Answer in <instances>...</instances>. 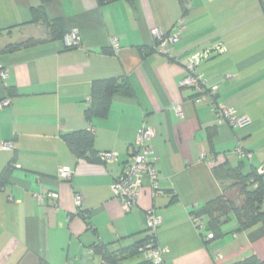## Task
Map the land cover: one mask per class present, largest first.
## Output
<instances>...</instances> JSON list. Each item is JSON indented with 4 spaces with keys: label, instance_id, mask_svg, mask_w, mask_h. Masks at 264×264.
<instances>
[{
    "label": "crops",
    "instance_id": "1",
    "mask_svg": "<svg viewBox=\"0 0 264 264\" xmlns=\"http://www.w3.org/2000/svg\"><path fill=\"white\" fill-rule=\"evenodd\" d=\"M184 4L0 0V65L8 71L0 77V101L11 100L0 108V145L13 142L12 149L0 147V264H99L93 245L117 249L144 240L151 208L163 219L157 230L166 249L163 264H232L251 255L264 260L263 225L238 230L232 216L222 225L224 235L206 243L191 220V213L222 194L230 168L242 163L264 176V0ZM41 5L50 24L33 22ZM181 18L185 29L169 53L155 51L153 29L170 33ZM66 31H77L81 45L67 47ZM29 39L36 42L8 49ZM191 60L209 85H218L214 99L197 100L182 85ZM107 78L129 81L134 96L115 95L107 116L89 119L92 83ZM213 103L251 122L219 123ZM143 125L157 132L149 143L161 193L154 197L146 178L138 203L126 211L112 183ZM82 129H93L95 151L118 158L79 157L63 134ZM61 166L74 170L70 180L58 176ZM49 192H57V200L38 201ZM75 193L83 195L81 211Z\"/></svg>",
    "mask_w": 264,
    "mask_h": 264
},
{
    "label": "trees",
    "instance_id": "2",
    "mask_svg": "<svg viewBox=\"0 0 264 264\" xmlns=\"http://www.w3.org/2000/svg\"><path fill=\"white\" fill-rule=\"evenodd\" d=\"M101 4L112 0H99ZM184 2V0H183ZM185 5V9L187 4ZM34 21L42 20L43 23L50 24L45 6L33 10ZM53 25L57 29L61 27V21H54ZM56 29L53 30V32ZM64 32H61L63 36ZM67 33V31L65 32ZM36 40L29 39L23 43L9 45V50L20 48L23 45L35 43ZM188 88V87H187ZM191 89V88H190ZM193 90V89H192ZM13 88H8V94L13 93ZM194 91V90H193ZM195 92V91H194ZM127 97L134 96V90L131 83L125 79L107 78L98 79L92 83L90 93V104L87 107L86 115L89 119L99 116H107L110 103L115 95ZM197 97V93L195 92ZM216 94L212 96L214 97ZM63 139L69 147L79 156L90 161L103 162L100 153L104 151L94 150V131L93 129H82L63 134ZM222 194L208 201L205 205L191 213V216L198 215L205 219L206 230L200 232L203 240L208 243L215 238L224 235L222 225L232 216L238 221V230H247L255 225L264 226V176L256 169H245L241 163L235 168H230L222 183ZM240 196V203L236 202L235 197ZM209 233L213 238L207 239ZM155 239L154 245H158L157 233L151 232L147 227V235L144 240L136 242L129 246L120 248H111L110 244H94V250L102 256L103 261L99 264H154L147 258L141 248L150 240ZM143 256V260L137 263H131L134 257ZM42 264H50L43 261ZM232 264H264L256 255H251L243 260L236 261Z\"/></svg>",
    "mask_w": 264,
    "mask_h": 264
},
{
    "label": "built area",
    "instance_id": "3",
    "mask_svg": "<svg viewBox=\"0 0 264 264\" xmlns=\"http://www.w3.org/2000/svg\"><path fill=\"white\" fill-rule=\"evenodd\" d=\"M190 0H184L185 4H189ZM176 29L170 33H163L159 29H153L152 33L156 39L155 51L159 53L168 54L169 46L176 43L180 39L182 31L185 29L186 22L181 18L176 24ZM82 39L77 31H71L66 35V46L77 47L81 45ZM111 44L114 47L118 46V40L116 37L111 39ZM198 61H188L186 63L187 76L183 79L182 85L193 89L197 93V100H207L212 98L218 90V85H209L207 80L202 74L196 72ZM8 76V71L0 65V77L5 79ZM226 77H230L227 75ZM11 104L9 98H5L0 101V108L7 107ZM214 110L217 115L219 123H228L232 126L243 127L251 122V119L246 116H238L234 109L226 107L221 104L213 103ZM176 112L179 116H183L181 106L176 107ZM157 132L155 129L143 125L140 129L134 144L131 147V155L129 160L126 162L124 171L118 176L112 183V190L117 199L120 200L123 208L126 211H131L132 208L138 203L144 180L149 179L152 194L157 196L161 193L159 185V174L155 166L154 158L152 157L153 150L150 146V141L156 136ZM3 149H12L13 142L3 141L0 145ZM241 156L250 157V153L238 149ZM101 160L103 162L113 161L118 158V154L113 151H104L100 153ZM73 169L69 166H61L58 169V176L64 180H70L73 175ZM57 192H49L48 194H39L37 199L39 202L44 203L46 198H52L57 200ZM74 203L77 211H81L83 204V195L80 193L74 194ZM191 220L195 228L202 232L206 230L205 219L202 216L192 215ZM163 219L155 209L151 208L147 212V227L153 232L157 233L158 227L161 225ZM213 238V234L209 233L207 239ZM155 239L147 242L141 250L146 254L147 258L150 259L154 264H163L165 248L161 245H154Z\"/></svg>",
    "mask_w": 264,
    "mask_h": 264
},
{
    "label": "rangeland",
    "instance_id": "4",
    "mask_svg": "<svg viewBox=\"0 0 264 264\" xmlns=\"http://www.w3.org/2000/svg\"><path fill=\"white\" fill-rule=\"evenodd\" d=\"M235 200H236V202L240 203L242 199L240 198V196L237 195V196L235 197Z\"/></svg>",
    "mask_w": 264,
    "mask_h": 264
},
{
    "label": "water",
    "instance_id": "5",
    "mask_svg": "<svg viewBox=\"0 0 264 264\" xmlns=\"http://www.w3.org/2000/svg\"><path fill=\"white\" fill-rule=\"evenodd\" d=\"M212 56L208 57L207 59H205L202 63L206 62L207 60H209Z\"/></svg>",
    "mask_w": 264,
    "mask_h": 264
}]
</instances>
